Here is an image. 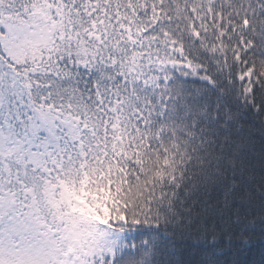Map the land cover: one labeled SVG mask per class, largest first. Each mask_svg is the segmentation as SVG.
Wrapping results in <instances>:
<instances>
[{"label": "snow or ice", "instance_id": "snow-or-ice-1", "mask_svg": "<svg viewBox=\"0 0 264 264\" xmlns=\"http://www.w3.org/2000/svg\"><path fill=\"white\" fill-rule=\"evenodd\" d=\"M0 264H264V0H0Z\"/></svg>", "mask_w": 264, "mask_h": 264}]
</instances>
